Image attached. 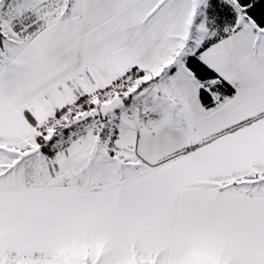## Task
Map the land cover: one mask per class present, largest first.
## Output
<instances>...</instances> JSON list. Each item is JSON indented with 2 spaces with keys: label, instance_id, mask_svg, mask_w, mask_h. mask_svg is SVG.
I'll use <instances>...</instances> for the list:
<instances>
[{
  "label": "snow or ice",
  "instance_id": "6c2138e0",
  "mask_svg": "<svg viewBox=\"0 0 264 264\" xmlns=\"http://www.w3.org/2000/svg\"><path fill=\"white\" fill-rule=\"evenodd\" d=\"M0 264H264V0H0Z\"/></svg>",
  "mask_w": 264,
  "mask_h": 264
}]
</instances>
